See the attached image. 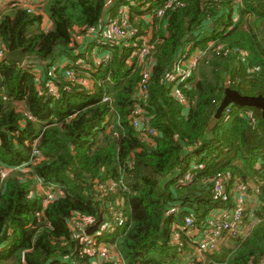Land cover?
<instances>
[{"label":"trees","instance_id":"1","mask_svg":"<svg viewBox=\"0 0 264 264\" xmlns=\"http://www.w3.org/2000/svg\"><path fill=\"white\" fill-rule=\"evenodd\" d=\"M24 1L37 5H30V12L22 5L0 8V50H22L24 56L21 66L0 64V166L25 165L35 139L40 155L0 183V264H93L94 258L83 254L85 243L70 220L102 217L105 222L117 212L126 215L128 228L103 234L108 240L119 237L104 243L112 259L100 264H115L116 259L123 264H172L171 220H163L169 204L180 202L184 215L203 219L213 206L207 198L209 180L219 172L264 185V165L257 164L264 153L260 111L230 106V113L208 128L225 88L264 98V33L257 25L264 21L262 0H240V8L231 0H176L160 17H153L151 28L132 13L128 24L139 35L152 30L145 103L136 97L144 68H128L131 50L123 45L112 48L108 61L97 67L84 57L87 67L78 75L90 82L91 92L66 82L59 67L57 78L50 75L53 65L76 49L72 35L80 37L98 27L108 4L114 10L128 0ZM237 10L239 19L234 20ZM247 18L253 19L251 24ZM191 43L206 48V53L196 74L180 83L189 102L185 109L171 97L163 77L181 47ZM34 69L41 72L40 91L53 82L60 86V97L39 92ZM65 85H70L69 93L61 90ZM137 103L143 108L141 131H156L151 143L141 141L130 123ZM25 113L35 121L21 129ZM193 166L204 169L191 171L187 186L175 185ZM107 182H123L128 190L111 193L96 186ZM54 187L51 191L58 196L44 206L38 195ZM260 199L264 204L262 187ZM214 261H264V206L250 235Z\"/></svg>","mask_w":264,"mask_h":264},{"label":"built area","instance_id":"2","mask_svg":"<svg viewBox=\"0 0 264 264\" xmlns=\"http://www.w3.org/2000/svg\"><path fill=\"white\" fill-rule=\"evenodd\" d=\"M116 1L120 0H113V3ZM147 1L148 3L144 4ZM175 1L128 0L127 4L119 5L114 10H111L110 7L112 5H109V11L104 16L105 18L103 17L104 19L99 26L89 29L84 33L85 46L73 51L75 59L69 64L58 66L61 77L70 85L77 84L91 92V88H86L84 83L78 79V77L85 79L78 75L79 70L87 67V61L84 60V57L90 55L92 57V66L97 67L101 63L108 61L112 55V48H122L123 45V47L130 48L131 50L130 55L126 59L128 68L131 70L135 69L133 66H143L144 68L141 82L137 87L138 93L136 97L138 101L145 103L147 99V93H145L146 83L153 61L151 56L148 55L152 41L151 21L153 17H160ZM231 1L234 5L238 4V8H240V0ZM262 2L264 3V0ZM8 4H11L13 7L16 5L25 6L28 12L32 10L30 5H37L31 1L26 3L24 0H0V8H4ZM141 5H143L142 8ZM147 9L148 11L142 12ZM132 13L135 14L134 18L138 17L145 25H149L150 28L143 35H139L137 29L128 24ZM74 35H72V38L75 37ZM211 45L212 42H209L206 48H210ZM206 48L200 49L193 43L181 47V50L176 54L171 69L163 77L171 97L176 100L178 105L183 106L185 109L188 108L189 102L180 91V83L189 80L196 74L194 72L196 71V65L205 55ZM2 54L3 51L0 50V58ZM94 55L96 56L94 57ZM40 74V71L35 70L34 77L39 92L44 94V96H50L54 99L60 97V86L57 87L53 82L48 84L47 90L40 91ZM70 85H65L61 90L69 93L71 91ZM2 99L5 100V96H2ZM105 101L107 100L105 99ZM229 113L230 106L224 110L222 115H228ZM142 115L143 108L137 103L130 118V123L139 132L138 137L141 141L151 143L152 137L156 136V131L149 129L141 131L140 123L143 122ZM24 117L25 119H22L19 123V128L21 129H24L27 121H35L34 117L30 114L25 113ZM15 135H18V132H15ZM36 141V139L32 141L33 149L29 161L18 168L31 164L32 158L40 155L36 147ZM257 164L259 166L264 165V153L257 159ZM18 168L0 166V183L6 178L7 174ZM197 168H200V170L204 169L203 166H193L187 169L183 175L176 178L175 185L187 186L190 184L193 179L191 171ZM36 186L37 193H40L42 191L40 181L36 182ZM96 186L101 191L106 188L111 193L127 192L128 190L127 185L123 182H107L106 185L97 183ZM260 187L263 188L264 193V185L259 186L248 182L245 183L240 178H233L229 172H219L209 180V189L207 191L209 196L207 198L212 202L213 206L207 210V214L203 219L195 218L194 214L184 215V209L180 202L169 204L165 210L163 220H171L169 226L170 245L172 247L176 246L175 255L178 259L173 264H213L216 255L221 254L224 249L231 250L234 242L238 239L243 240L248 237L254 226L258 223V215L264 206L263 201L260 199ZM53 189L56 188H51L45 191L43 195H38L43 197L44 206L58 196V193L51 191ZM127 221L128 218L125 214L117 212L112 219H106L105 217V222L104 218H102L98 230L91 235H87L86 231L97 221L89 217L74 216L70 220V225L72 224L79 231V237L85 243L83 254L93 257V264H100L103 260L108 261L112 259V255L109 254L110 252L104 243L115 242L118 238L115 237V240L113 238L108 240L107 238H103V234L111 236L117 231L127 229ZM180 235L185 237L184 242L178 241ZM115 264L123 263L119 259H116ZM260 264H264V261Z\"/></svg>","mask_w":264,"mask_h":264},{"label":"water","instance_id":"3","mask_svg":"<svg viewBox=\"0 0 264 264\" xmlns=\"http://www.w3.org/2000/svg\"><path fill=\"white\" fill-rule=\"evenodd\" d=\"M6 61L21 66L24 63V56L22 50L6 51L0 59V64ZM229 106L252 107L258 109L260 111L262 119L264 120V98L262 96H241L238 92L227 87L224 91L223 100L216 109V112L208 125L209 130H211L217 124V122L221 119L224 110ZM101 220L102 217L98 219L94 226L90 227L86 231V234L89 235L94 233L97 230L99 224L101 223Z\"/></svg>","mask_w":264,"mask_h":264},{"label":"crops","instance_id":"4","mask_svg":"<svg viewBox=\"0 0 264 264\" xmlns=\"http://www.w3.org/2000/svg\"><path fill=\"white\" fill-rule=\"evenodd\" d=\"M109 1H110V4L113 3V0H109ZM44 27H46V29L49 30L51 26H50V24L48 22H46V23H44ZM74 36L75 37H73L72 39H73V43L75 44V48L77 49L79 47H84L85 46V40H83L82 38H80L76 34ZM95 56L96 55H94V57ZM72 57H73V53L71 54V56L70 55L68 56L67 54L66 55H63L61 57V59H60V65H64V64L71 63L73 61L72 60ZM88 57H89L90 61H92V57L90 55H88ZM57 64H58V62H57ZM87 86H89L91 88L92 85L90 83H88ZM181 238H183V240H181ZM184 240H185V237L183 235H180L178 241L179 242H184ZM173 252H174V256H176L175 255V253H176V246L173 247ZM177 260H178L177 257H174V260H173L172 264L175 263ZM167 264H169V263H167Z\"/></svg>","mask_w":264,"mask_h":264},{"label":"rangeland","instance_id":"5","mask_svg":"<svg viewBox=\"0 0 264 264\" xmlns=\"http://www.w3.org/2000/svg\"><path fill=\"white\" fill-rule=\"evenodd\" d=\"M232 3V2H231ZM233 4V3H232ZM108 6H109V4H108ZM237 13H238V10H237V12H236V14L234 15V19L236 18V20L237 19H239V14L237 15ZM248 19V18H247ZM247 21H249V23L251 22V21H253V19L252 18H250V19H248ZM260 23H261V21L260 22H258V24L257 25H259V31L261 32V33H264V21H263V24H261L260 25ZM251 24V23H250ZM80 38H82L83 40H85V38H84V34L83 35H80ZM121 48V47H120ZM60 65V62H58V64L57 63H55L54 65H53V67H52V69H51V71H50V75L52 76V77H54V78H57L58 77V74H57V72H56V68L58 67ZM59 68H57V70H58ZM46 76H48V75H46ZM78 79H80V81L82 82V83H84V86L86 87V88H90L89 86H87V84L88 83H90L88 80H85V79H81L80 77H78ZM95 225V224H94ZM174 257H176V256H174Z\"/></svg>","mask_w":264,"mask_h":264},{"label":"clouds","instance_id":"6","mask_svg":"<svg viewBox=\"0 0 264 264\" xmlns=\"http://www.w3.org/2000/svg\"><path fill=\"white\" fill-rule=\"evenodd\" d=\"M208 43H209V42H208ZM208 43H207V44H208ZM195 45H196V44H195ZM206 47H207V46H206ZM3 54H4V53H3ZM3 54H2V56H3ZM0 59H1V58H0ZM232 107H233V106H232ZM95 224H96V223H95ZM93 226H94V225H93ZM98 227H99V226H98ZM87 230H88V229H87ZM97 230H98V228H97ZM97 230H96V231H97ZM96 231H95V232H96ZM92 234H93V233H92ZM89 235H91V234H89ZM118 237H119V236H118ZM103 238H104V237H103ZM117 239H118V238H117ZM117 239H116V240H117ZM113 240H115V238H113Z\"/></svg>","mask_w":264,"mask_h":264}]
</instances>
